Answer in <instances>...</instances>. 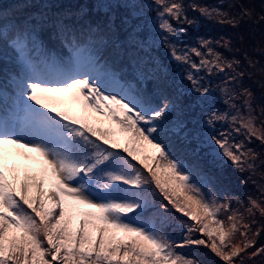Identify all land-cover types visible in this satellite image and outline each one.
Instances as JSON below:
<instances>
[{
    "label": "snow or ice",
    "instance_id": "1",
    "mask_svg": "<svg viewBox=\"0 0 264 264\" xmlns=\"http://www.w3.org/2000/svg\"><path fill=\"white\" fill-rule=\"evenodd\" d=\"M156 2L162 8L159 28L171 37L185 31L173 21L196 23L187 18L188 7L232 27L253 15L243 4L234 14L197 3ZM234 7L229 3V9ZM260 20L264 15L255 22ZM45 22L41 13L40 19L13 24L3 35L18 71L11 93L0 103V264H201L182 251L201 245L234 264L241 252L254 247L247 232L241 233L243 248L233 243L240 228L249 227L243 224V213L233 211L226 225L221 213L230 210L232 200H221L212 187L205 190L162 136L175 103L167 98L153 103L122 82L101 62L91 41L81 44L62 17L51 21V31L67 40L71 56L48 55L37 39V26L43 31ZM89 33L95 34L92 27ZM129 38L136 46L142 43L134 33ZM162 39L169 56L187 65L186 79L202 96L211 95L205 77H227L221 92L229 111L211 113L206 123L212 131L193 151L206 145L213 161L231 162L238 171L255 174L256 161L264 165V159L248 145L253 139L264 145V103H255L250 87H237L246 74L240 71L244 61L255 68L259 59L246 51L243 61L218 51L222 46L242 52L231 38L201 37L196 46L183 47ZM239 39L243 44L244 37ZM255 50L264 56V43ZM259 71L264 73V65ZM217 121L228 122L230 129L212 134ZM234 133L243 139L237 141ZM258 188L260 198L250 196L246 211L264 216V184ZM174 213L189 218L177 225L184 233L179 241L165 231L176 224ZM261 254L264 246L250 255Z\"/></svg>",
    "mask_w": 264,
    "mask_h": 264
},
{
    "label": "rangeland",
    "instance_id": "2",
    "mask_svg": "<svg viewBox=\"0 0 264 264\" xmlns=\"http://www.w3.org/2000/svg\"><path fill=\"white\" fill-rule=\"evenodd\" d=\"M169 2H172V0H169ZM176 2H182L185 5L197 3L202 6H220V8L224 11H231L233 13L236 11V4L234 9H229V3L236 2L233 0H221L218 2V6H216L215 2L213 1L211 5V3H205L204 0H176ZM90 3V5H94V9L96 8L100 10L99 8L101 7V13L103 14L107 23L105 21L103 22L108 24L107 27H111L118 31V29L114 26L115 23L121 22L123 24L124 35H122V37L115 42L117 45H122L126 48L123 50L124 53H128L126 56L134 58V60L129 62V64H131L130 70L135 72L137 75V80L140 81L139 84L143 89H145V92L146 90L150 89L149 94L147 93L146 95L151 99L156 97L155 102H162L165 98H167L169 101H173L175 103V107L171 110L166 121V131L162 133V136L166 140L169 139V137H166V135H169L170 131H172L173 134L178 135L180 140H182L181 144H179V138L177 141L175 139H170L171 141H167L172 154L175 157L183 160L184 163L197 174L198 179L205 186V190H207L208 187H212L215 190L216 195L221 200H232L230 210L221 213V218L225 219L226 225L228 224L227 216L231 215L233 211L243 213V224L248 225L249 227L247 229L241 227L240 232L237 233L233 243H237L243 248L244 243H246V238L241 233L247 232V239L254 240L255 245L254 247H249L241 252L240 256L234 259V264H264V254L254 257L250 255L252 252H255L257 249L264 246V216H261L259 212H256L254 216L249 215L246 211V209L249 207L248 198L251 196L252 198L259 199L261 196L260 190H258V185L264 184V179L261 178V173H264V165H260V160H257L258 168L256 173L252 174L251 172L246 171L245 176L244 174L242 176V178L245 179V183H242V185H237V183H235V178L237 179L236 174H239L240 176V174L243 172L238 171L231 162L213 161L207 154L206 145L197 152L193 151V149L196 148L198 144L207 140L209 132L212 131L211 127L206 123L211 113L213 111H229V105L225 103L227 97L221 92V88H223L221 81L227 78L225 74L219 73L211 77H205V85L211 87V95L206 97L202 96L201 93L193 90L191 82L186 79L187 65L173 60L168 54V48L166 44L163 42L162 38L168 37L169 42L177 44L178 47L196 46L199 39H196V37L193 35L194 29L191 27L195 24H188L186 26V22L178 23L173 21V23L178 26V29L182 28L185 31L178 32L176 37H171L167 32H162V30L159 28L160 18L158 17L157 13L162 11V8L157 4L156 0H94ZM84 4L85 6L88 5V3ZM193 12L194 14L192 15ZM197 13H199L201 16L200 12L195 9L188 7L186 10V15L189 20H194L193 17ZM67 16L70 17L69 13H67ZM125 18H127V23H125ZM205 20L199 22L201 25L204 24L209 26L208 19ZM209 21V23L212 24L213 20ZM222 24L223 23H221V25ZM73 27L78 29L82 35L87 34V31L89 32L88 29H85L79 25H74ZM190 28L192 30V34H189ZM213 29L214 28H212L211 31ZM93 30L95 34H97L98 30L95 28ZM129 33H134L135 39L142 42L140 46H136L134 44L133 40L129 38ZM222 37L230 38L223 34L218 36L216 40H219ZM94 38L95 37H91L88 39L92 41ZM205 38L212 39L211 37L207 36H205ZM218 51L223 52L224 55L229 58L237 54V52L227 51L222 46L218 47ZM240 71L243 70L240 68ZM200 75L204 76L205 74L201 72ZM159 78L162 87L166 86V92L163 91L165 89H162L163 92L159 90ZM248 79H252V75H244L241 85L237 87V91L240 90V87L246 86L245 83ZM171 91L172 95H170ZM145 92L142 91L144 94ZM178 92L180 95H177ZM183 93L197 95L200 98L197 99V102H191L193 101L191 100L190 105H188V103L184 105L185 102H180V99L182 100V96L185 97V95H181ZM257 97L255 100L256 104ZM242 99L243 98H241V100H236L235 103L240 104ZM216 101H222L223 105L220 104L221 107L220 105H211ZM177 102L181 103V105H177ZM260 119L264 120V116H262ZM178 126H182L180 131L175 130ZM214 128L215 131L212 132V134H217L219 132L229 130L230 124L228 122L217 121L214 124ZM233 135H235V133ZM235 138L237 141H239L243 139V136L235 135ZM258 145L263 146L258 140L253 139V141L248 146L256 150L259 148ZM179 146L181 147L182 154L176 153L177 151H180ZM260 159L264 158L260 156ZM228 166L230 168L229 175L227 174L226 168H223ZM207 167L214 169L212 170L208 168L209 170H207ZM232 167L233 169H231ZM218 168L220 169V172H216V169ZM253 177L259 178L260 183L256 181L253 183ZM246 180L248 182H246ZM209 181H211V183H209ZM251 183L254 185L251 186ZM173 215L177 217L176 224L172 227L166 228L165 231L171 232L177 241H179L181 235L184 233H182L181 229L177 227V225H179L181 221H188L189 218L184 217L179 213H174ZM201 238L207 239L206 236ZM182 251L192 257L197 258L201 264H227V262L223 261L209 248L203 245L188 247L182 249Z\"/></svg>",
    "mask_w": 264,
    "mask_h": 264
},
{
    "label": "trees",
    "instance_id": "3",
    "mask_svg": "<svg viewBox=\"0 0 264 264\" xmlns=\"http://www.w3.org/2000/svg\"><path fill=\"white\" fill-rule=\"evenodd\" d=\"M91 1L94 0H0V92L5 93L4 97H0V103H3L7 98V95L11 93L12 78L17 74L18 71V62L13 50L11 49V47L7 49L4 48L3 35L11 31L13 24L23 22L25 19H40L41 13H43V18L46 22L43 25V31H41L39 25L37 26V32L40 33L37 39L43 45V48L48 55H55L64 58H68L69 56H71V47L68 44L67 40L58 38L56 33L51 31L52 20L62 17L70 25H79L88 30L90 27L94 29L95 25H99L97 34L95 35H91L88 31L87 34L82 35L81 32L78 31V29H75L77 30L76 33L78 35L79 42L81 44H88L91 41L88 38L95 37V40L93 39L91 41L90 46L95 49L96 54L102 58L101 62H106L111 67V69L120 76L122 82H124L126 85L133 86V88L139 90L140 92H145V89H143L139 84L140 81L137 80V75L135 74V72L130 70L131 64H129V62L134 60V58L126 56L128 55V53H124L123 51L126 48L122 45H117L115 42L120 39L122 35H124L123 24L121 22L115 23L114 26L118 29V31L111 27H107L108 24H105L103 22L105 21L107 23L106 19L101 13V7L98 6L100 7V10L96 8L94 9V5H90ZM204 1L205 3H211V5L213 1L215 2L216 6H218V2L221 0ZM84 3H88V5L85 6ZM235 4L236 11L234 14H238L240 12L241 4H243L245 8L253 10L252 18H244L238 27H232L227 23H223L221 25V23H217L215 21L210 24V21L208 20V25L210 26L209 27L204 24L201 25L200 22L202 20H205L206 18L202 15L200 16L199 13H197L193 17L196 23L194 26H191L194 29L193 35L196 37V39H200V37L205 38V36L211 37L212 39H217L218 36H221L223 34L227 35V37L233 39L234 43L237 46H240L242 48V52H237V54H235L242 61L244 60L242 54L244 51H246L250 57L259 59L260 63L257 64L255 68L248 67L247 62L244 61V65L241 67V69L246 73V76H248L247 73H252V79L247 80V82L245 83V87H250L253 93L258 96H255L257 97V104H262L264 103V95H262V93H264V88L261 87V83L264 82V73L259 71V69L262 65H264V56H260L259 52L255 49L258 44L264 43V20H260L259 23H256L255 21H257L261 15H264V0H239V2H235ZM67 13H69L70 17L67 16ZM193 14L194 12L192 13V15ZM187 25L188 24H186V26ZM212 28L214 29L211 31ZM189 34H192L191 28L189 29ZM240 36L244 37L243 44H241V41L239 39ZM5 51L8 53L7 55H4ZM160 83L161 82L159 78V90H161V92H166V86L162 87ZM162 89L165 90L162 91ZM149 91L150 89L146 90L145 94H149ZM170 95H172V91ZM177 95H180V93L178 92ZM181 95H185V97L182 96V100L180 99V102H185L184 105L187 103L188 105H190L191 100H193L191 102H197V99L200 98L197 95H193L190 93H183ZM152 101L156 103V97L153 98ZM213 104L217 106H219L220 104L223 105L222 101H216L211 105ZM177 105H181V103H178ZM166 137H169L167 141H171L172 139H175L177 141V139L179 138L178 135L173 134L172 131H170L169 135H166ZM181 141L182 140H180L179 138V144H181ZM263 146H259L260 149L257 148L256 151L260 152V156L264 158ZM179 149L181 151L180 146ZM180 151H177L176 153L182 154V151ZM256 163L258 162L256 161ZM208 168L210 167H207V170H209ZM223 168H226L227 174L229 175V166ZM210 169L213 170L214 168ZM231 169H233V167ZM216 172H220V169H216ZM243 174L245 176V172L240 174V176L239 174H236L237 179L235 178V183H237V185H242V183H245V179L242 178ZM253 178L254 181L260 183L259 178ZM246 182L248 181L246 180ZM253 185L254 184L251 183V186Z\"/></svg>",
    "mask_w": 264,
    "mask_h": 264
},
{
    "label": "water",
    "instance_id": "4",
    "mask_svg": "<svg viewBox=\"0 0 264 264\" xmlns=\"http://www.w3.org/2000/svg\"><path fill=\"white\" fill-rule=\"evenodd\" d=\"M1 1H4V0H1ZM8 1H12V0H8Z\"/></svg>",
    "mask_w": 264,
    "mask_h": 264
},
{
    "label": "bare ground",
    "instance_id": "5",
    "mask_svg": "<svg viewBox=\"0 0 264 264\" xmlns=\"http://www.w3.org/2000/svg\"><path fill=\"white\" fill-rule=\"evenodd\" d=\"M177 26V25H176ZM177 28H178V26H177Z\"/></svg>",
    "mask_w": 264,
    "mask_h": 264
}]
</instances>
